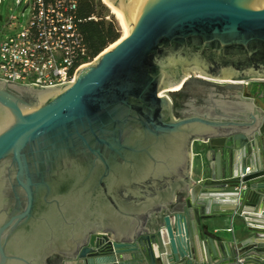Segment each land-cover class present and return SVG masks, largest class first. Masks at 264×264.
<instances>
[{"label": "water", "instance_id": "95a60500", "mask_svg": "<svg viewBox=\"0 0 264 264\" xmlns=\"http://www.w3.org/2000/svg\"><path fill=\"white\" fill-rule=\"evenodd\" d=\"M109 1L127 34L74 80L0 78V264H264V106L241 90L174 118L160 93L189 71L264 78V0ZM197 140L208 164L193 180ZM240 207L246 240L204 231L202 217Z\"/></svg>", "mask_w": 264, "mask_h": 264}, {"label": "built area", "instance_id": "2783aa9c", "mask_svg": "<svg viewBox=\"0 0 264 264\" xmlns=\"http://www.w3.org/2000/svg\"><path fill=\"white\" fill-rule=\"evenodd\" d=\"M14 3L23 9L5 19L13 32L0 40V78L41 86L74 80L76 69L90 63L85 61L86 44L79 28V0ZM228 231H233L232 225Z\"/></svg>", "mask_w": 264, "mask_h": 264}, {"label": "flooded vegetation", "instance_id": "af4514ba", "mask_svg": "<svg viewBox=\"0 0 264 264\" xmlns=\"http://www.w3.org/2000/svg\"><path fill=\"white\" fill-rule=\"evenodd\" d=\"M1 14V13H0ZM4 16L0 19V29ZM181 87L173 92H170L172 103V116L174 118L188 116L192 114H203L208 110L222 111L223 106L231 99H235L236 93L242 88L239 84L222 85L219 82L203 79L201 77L183 79ZM7 88L17 95L25 96L28 100H36L40 93L39 87L25 88L16 84H6ZM232 102V101H231ZM3 117V112L0 108V120ZM194 142V141H193ZM192 142V145H193ZM6 167L2 165L0 172L6 173Z\"/></svg>", "mask_w": 264, "mask_h": 264}, {"label": "crops", "instance_id": "0c3cea01", "mask_svg": "<svg viewBox=\"0 0 264 264\" xmlns=\"http://www.w3.org/2000/svg\"><path fill=\"white\" fill-rule=\"evenodd\" d=\"M256 103L262 105L264 104V100L255 99ZM257 103V104H258ZM205 144L201 141L197 140L193 142L192 145V157H191V169L190 173L193 180L201 179L200 169L202 159L204 164H208L205 159V152L207 149L204 148ZM249 166L255 167L250 162ZM233 188H225L223 192H233ZM227 193H225L226 195ZM228 196V195H226ZM234 200L231 198H225L221 201L220 206L222 208H231L234 206ZM256 203L255 192L251 189H246L244 197L240 200V204L244 206V208H254ZM244 212L241 210V207L238 210L234 211H225L224 213L213 214L208 217H202V226L204 231L212 236L217 238L224 239L228 242L229 247H231L232 242H243L248 238L250 231L249 225L246 220ZM233 226V231H228V228ZM63 260V259H62ZM246 264H252L250 262H246Z\"/></svg>", "mask_w": 264, "mask_h": 264}, {"label": "trees", "instance_id": "16d2710c", "mask_svg": "<svg viewBox=\"0 0 264 264\" xmlns=\"http://www.w3.org/2000/svg\"><path fill=\"white\" fill-rule=\"evenodd\" d=\"M109 8L102 0H79L77 16L86 44L85 61H91L121 36L118 21L109 16Z\"/></svg>", "mask_w": 264, "mask_h": 264}, {"label": "rangeland", "instance_id": "374dc122", "mask_svg": "<svg viewBox=\"0 0 264 264\" xmlns=\"http://www.w3.org/2000/svg\"><path fill=\"white\" fill-rule=\"evenodd\" d=\"M22 9H23V7L22 6H17L14 3V0H3L2 3L0 4V13L4 16V20L11 14H20L22 12ZM108 13H109L108 17L113 16L118 21V24H119L120 29H121V33H123V28H122V26L120 24L119 19L116 17V15L114 13H112L110 8H109ZM2 26H3L2 29H0V40L2 39V37H5L9 33L13 32V30H11L9 27L6 26L5 21L2 22ZM93 60H91V61H93ZM190 77L191 78H199V77H201L203 79H208V80H212L214 82H219V84H222V85H226L228 83H231V80H234V79L212 78V77H208V76H205V75L196 74L193 71H189L185 75L184 79L185 78H189L190 79ZM238 81H241V82H234V84H242V90H247L248 92L252 93V95L254 96L255 99H258V100H262L263 99L264 100V78H247V79L238 80ZM171 88L172 87L163 89V90L160 91V93L171 96L169 94L170 93L169 90ZM262 106H264L263 103H262Z\"/></svg>", "mask_w": 264, "mask_h": 264}, {"label": "bare ground", "instance_id": "6f19581e", "mask_svg": "<svg viewBox=\"0 0 264 264\" xmlns=\"http://www.w3.org/2000/svg\"><path fill=\"white\" fill-rule=\"evenodd\" d=\"M103 2H105V4L111 9L112 13H114L116 15V17L119 19L120 21V24L123 28V33H122V36L121 38H123L126 34H127V28L124 24V22L122 21L121 17L119 16L118 12L116 11V9L114 8L113 4L109 1V0H102ZM114 44V43H113ZM112 45V44H111ZM231 82H241V81H238V80H231ZM181 87V84H178L174 87H172L170 90H177Z\"/></svg>", "mask_w": 264, "mask_h": 264}]
</instances>
